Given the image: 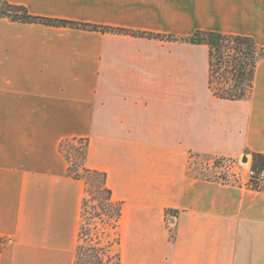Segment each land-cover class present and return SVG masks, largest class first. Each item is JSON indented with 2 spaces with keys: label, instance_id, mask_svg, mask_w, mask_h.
Wrapping results in <instances>:
<instances>
[{
  "label": "crops",
  "instance_id": "0c3cea01",
  "mask_svg": "<svg viewBox=\"0 0 264 264\" xmlns=\"http://www.w3.org/2000/svg\"><path fill=\"white\" fill-rule=\"evenodd\" d=\"M34 15L188 36H251L264 0H7ZM209 47L0 17V264H74L84 181L122 203L121 264H264V188L209 177L264 153V57L248 98L216 97ZM197 157L200 163H196ZM235 165H237L235 161Z\"/></svg>",
  "mask_w": 264,
  "mask_h": 264
},
{
  "label": "trees",
  "instance_id": "16d2710c",
  "mask_svg": "<svg viewBox=\"0 0 264 264\" xmlns=\"http://www.w3.org/2000/svg\"><path fill=\"white\" fill-rule=\"evenodd\" d=\"M0 17H7L19 22L41 23L50 26L96 30L103 33L112 32L138 37L158 38L160 40L206 44L209 47V87L216 97L222 99L238 100L248 98L254 88L258 61L264 57V47L259 46L253 37L247 35L226 34L214 30L199 29L188 36H177L76 20L50 18L34 15L26 6L14 4L7 0H0ZM68 140H82L85 142L84 149L80 150V155L82 156L81 170H79L76 163L71 162L69 173L82 179L85 185V192L89 193L91 199L98 200L97 205H95V214L97 216H106L113 225L118 226L122 214V203L112 199L111 189L107 185L106 173L88 168L85 165L88 141L83 138ZM67 158L70 159L68 156ZM252 167L256 170L264 169V153L255 152L253 154ZM252 188L262 189L264 186L260 187L258 184H254ZM101 192L105 193V197L100 200L98 198ZM86 200L88 199L84 197L82 208ZM97 206H99V210ZM81 231L82 225H80L79 229V242L76 248L74 264H121L119 253L112 254L110 249L103 245L99 239L87 245L81 243ZM4 243V239L0 236V253ZM114 256H116L115 259Z\"/></svg>",
  "mask_w": 264,
  "mask_h": 264
},
{
  "label": "rangeland",
  "instance_id": "374dc122",
  "mask_svg": "<svg viewBox=\"0 0 264 264\" xmlns=\"http://www.w3.org/2000/svg\"><path fill=\"white\" fill-rule=\"evenodd\" d=\"M84 141L80 140H68L64 142V153L66 156L70 158L71 162L76 163L78 165L79 170H81V159L80 150L84 149ZM196 163H200L197 157H193ZM219 158L215 159L213 166H206V174L209 177H217L221 179V177H225L224 170L220 166ZM234 161V160H233ZM237 165H234V168L242 170V165H244L243 159L235 160ZM228 173V172H227ZM88 200H86L83 208H82V217H81V239L80 242L84 245L90 244L93 241L99 239L103 245L110 249L112 254L117 253V243L119 240L118 229L116 225L107 219L104 215L95 214L96 206L98 200L91 199L88 192H85V196ZM105 193L101 192L100 197L98 199H104ZM99 210V206H97ZM116 256H114L115 259ZM115 261V260H114Z\"/></svg>",
  "mask_w": 264,
  "mask_h": 264
},
{
  "label": "built area",
  "instance_id": "2783aa9c",
  "mask_svg": "<svg viewBox=\"0 0 264 264\" xmlns=\"http://www.w3.org/2000/svg\"><path fill=\"white\" fill-rule=\"evenodd\" d=\"M219 160L220 166L224 170L223 174H225V177H221L222 181H233L234 183L245 184L250 187L254 184H258L260 187L264 186V169L256 170L252 167L251 163L246 171L243 172L240 169L234 168L235 161L232 159L219 158Z\"/></svg>",
  "mask_w": 264,
  "mask_h": 264
},
{
  "label": "water",
  "instance_id": "95a60500",
  "mask_svg": "<svg viewBox=\"0 0 264 264\" xmlns=\"http://www.w3.org/2000/svg\"><path fill=\"white\" fill-rule=\"evenodd\" d=\"M243 160H244V161H247V157L245 156V157L243 158Z\"/></svg>",
  "mask_w": 264,
  "mask_h": 264
}]
</instances>
